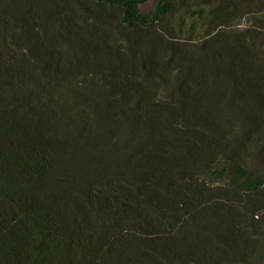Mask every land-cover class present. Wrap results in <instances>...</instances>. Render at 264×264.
I'll list each match as a JSON object with an SVG mask.
<instances>
[{
	"label": "trees",
	"instance_id": "obj_1",
	"mask_svg": "<svg viewBox=\"0 0 264 264\" xmlns=\"http://www.w3.org/2000/svg\"><path fill=\"white\" fill-rule=\"evenodd\" d=\"M145 1L0 0V264H264V0Z\"/></svg>",
	"mask_w": 264,
	"mask_h": 264
},
{
	"label": "rangeland",
	"instance_id": "obj_2",
	"mask_svg": "<svg viewBox=\"0 0 264 264\" xmlns=\"http://www.w3.org/2000/svg\"><path fill=\"white\" fill-rule=\"evenodd\" d=\"M156 0H146L145 2L140 4V8L142 11L146 12L149 11L151 8H153V6L155 5ZM248 19L245 18L242 20L243 25L248 23Z\"/></svg>",
	"mask_w": 264,
	"mask_h": 264
}]
</instances>
